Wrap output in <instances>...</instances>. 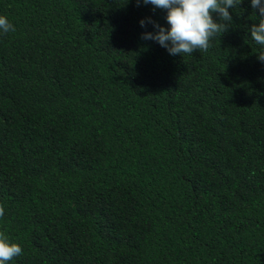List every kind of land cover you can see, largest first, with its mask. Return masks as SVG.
Returning <instances> with one entry per match:
<instances>
[{"label":"trees","instance_id":"trees-1","mask_svg":"<svg viewBox=\"0 0 264 264\" xmlns=\"http://www.w3.org/2000/svg\"><path fill=\"white\" fill-rule=\"evenodd\" d=\"M229 11L183 57L142 39L169 27L150 4L0 0L7 264H264L258 10Z\"/></svg>","mask_w":264,"mask_h":264},{"label":"clouds","instance_id":"clouds-1","mask_svg":"<svg viewBox=\"0 0 264 264\" xmlns=\"http://www.w3.org/2000/svg\"><path fill=\"white\" fill-rule=\"evenodd\" d=\"M253 10H258V23L249 29L251 39L261 46L258 59L264 62V0H250ZM152 5L153 8L167 10L168 28L148 18L155 31L144 32L142 39L153 40L164 47L170 55L190 56L194 52L208 51L211 41L226 33L232 25L233 16L230 9L238 8L242 0H136ZM212 14H216L214 18ZM146 26L144 19L140 20ZM15 32V26L6 16L0 15V35ZM4 207L0 205V218L4 216ZM22 246L10 241L5 231H0V264H7L23 255Z\"/></svg>","mask_w":264,"mask_h":264}]
</instances>
